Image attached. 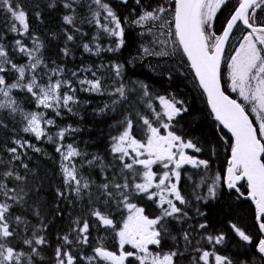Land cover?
Wrapping results in <instances>:
<instances>
[{"label":"snow or ice","instance_id":"1","mask_svg":"<svg viewBox=\"0 0 264 264\" xmlns=\"http://www.w3.org/2000/svg\"><path fill=\"white\" fill-rule=\"evenodd\" d=\"M129 0H122L127 5ZM158 3L155 7L151 4L145 5L142 0H135V4L140 6L141 11L131 19L130 23L145 29L141 35H150L153 39L149 44L141 45V52L145 56L169 57L177 55L181 52L187 57L191 68L195 71L196 77L199 79L201 87L207 93L208 102L211 105L215 119L228 129L234 137V143L231 146V160L227 169V186L235 189L238 182L247 181L251 198L255 201L258 213V219L264 217V143L258 139L257 128L253 126V121L249 119V112L246 111L250 107V112L255 114L256 122L259 124L258 133L260 137H264V47H258L257 44L264 46V22L257 24V11L264 12V0H240L239 6L236 8L234 15L227 21L223 30V35L216 36L210 33L208 29L215 17L216 12L228 0H174V11L170 16L168 3ZM62 6L67 10L63 16V22L67 25L75 27V21L78 15L77 9H83L87 15L83 17L82 22L94 25L98 29V34L93 37L94 41L100 39L99 32L105 33L113 38L112 45L104 48L98 42L95 44V50L89 44L85 43L83 48L86 52L93 55H99L101 51L118 52L125 46V23L128 20L121 21L112 7L105 0H49L47 7L57 8ZM0 9L4 10L10 18L8 31L17 36L28 37L33 39V48H28L21 39H16L14 44L20 53L28 56L29 61L25 65H18L10 56L8 48L2 42L3 37L0 36V129H8L7 121L15 122L17 116L23 120L22 131L30 133L37 140L46 138L49 142L63 141L65 135L69 132H76L79 129L68 126L58 130L55 138L49 134L43 125L54 126L53 119H45L44 113L25 112L18 100L13 96V90H23L31 94L36 100L37 107L49 109L57 116L61 115V109L69 113L73 112L72 105L79 104L80 100L74 95L76 89L72 87L71 81L56 79L52 80L54 75H62L63 69L60 67L49 69L51 75L48 76V82L42 83V77L37 75V70L46 68L47 65L43 59L37 54L43 48V43L38 38L30 35V25L28 22V13L18 3L13 0H0ZM135 13V9H133ZM36 17H40V13H36ZM237 22L251 29V31L242 37L243 42L240 44L236 55L231 57V63L228 65L230 69L231 89L237 92L243 103L237 102L236 99H230L221 91L220 87V64L224 44L228 40L232 30L237 26ZM151 25V26H149ZM174 28V30H173ZM159 29V31H154ZM79 31V29H76ZM164 37H167L165 39ZM74 36L67 34V40L72 41ZM65 56L69 54L67 48L62 49ZM100 67H104L101 65ZM116 80L121 81L119 84L106 85L102 78L98 77L95 71L88 68L87 71L92 72L93 79H81V85H87L83 91L95 93L98 95H107L112 99L105 103L99 109L100 114L108 111H116L117 108L127 102L129 107L135 111V115L142 120L146 126L148 136L146 143H142L133 135L134 120L131 113L124 115L123 120L119 123L123 126V130L118 136L113 137L112 152L119 154L121 169L119 173H115L111 179L105 177V182L98 185V193L96 200L104 197L102 203L105 205L115 201L117 206L123 204L128 210L129 215L116 234L119 237L121 249L126 244L137 250V253L121 251L117 256L113 252L107 251L102 247L94 249L95 257L109 261L110 264H124L129 256H135L140 264H177L176 257L180 255L178 251H170L163 255L153 254L149 251V245L159 247L161 245L164 234L167 232L162 221L166 217L177 218L179 215H186L183 210L173 202L161 195L160 207L162 213L158 218L149 219L143 215L144 209L139 208L134 203H130L133 194L147 193L148 198L152 199L155 195L150 192L153 186L154 174L151 166L157 161L173 162L178 169L182 163H191L194 166L204 165L207 167V161H196L188 157L181 150L183 148H191L200 151L191 141L183 142L180 136L168 132L167 136L160 135V127H154L153 122L147 118L136 107V101L144 104L148 109L153 111L156 120H160L162 116H166L170 121L174 117L187 111L183 107L184 102L172 96L155 97L149 92L148 85L143 82L133 81L131 85L124 84L122 75V65H111ZM10 73L15 74V82L9 83L6 76ZM77 73L73 72V76ZM169 78H171L169 76ZM62 87H67L68 92H62ZM139 92L136 100H130V93ZM158 99L163 108L162 112H157L153 108L152 101ZM177 105H180L178 107ZM161 127L167 129L169 125L162 123ZM14 131V129H11ZM13 147H7L5 150L9 153L8 161L0 158V264H37V261H44L42 249L48 245L47 237L42 234L46 232L47 226L41 217L38 207L33 208V215L39 219L38 225H31V235H25L22 243L29 251L25 252L13 246L12 240L20 238V233L29 231L30 221L22 215H14L13 209L17 206L23 208L26 204L28 191L26 183L28 175H21L16 170L15 161H21V166L35 176V170L29 169L26 163H23L22 156L24 153L20 149L25 147L32 148L35 152H40L28 141L12 138ZM179 144L177 151L180 159H175L176 153L172 151ZM63 145L58 144L56 151L61 153L64 161H69L73 157L81 156V152L72 145H67V151H62ZM129 149L135 152L134 157L129 156ZM145 159H139L145 156ZM125 157L131 159V163L125 162ZM95 159H100L99 157ZM89 164H93L94 160H89ZM135 165H142L145 171L140 173L136 170ZM165 168L168 163H164ZM64 183L67 186V195L75 199L83 200L87 195L89 203H93L92 192L90 191L92 184L82 175L78 174L75 164L60 165ZM125 173H131L133 183H129V177ZM172 175L179 180V172H173ZM140 176L143 183H136L135 178ZM219 179V177H217ZM169 173H164L159 184L155 185L160 188L165 185V181H169ZM11 181L17 183L10 185ZM35 190H39L34 185ZM171 196H174L180 204H187L185 198L181 195L177 188V184L169 183L164 188ZM210 195L215 194V187L209 188ZM58 196L65 197V192H57ZM167 204L165 208L164 205ZM90 215L99 221L100 226L115 229L113 219L110 214L93 207ZM159 226V227H158ZM200 228H206L207 225L201 223ZM239 237L250 242V237L241 231L236 225H232ZM90 224L87 220L81 222L79 218L73 221L71 231L63 236L58 237L63 244L55 249L56 264H76V258L64 249V245H72L73 243L86 244L88 242ZM260 229L264 231V223L260 224ZM72 232L76 236H72ZM184 240L188 241V234H184ZM175 239V237H173ZM209 243L221 244L224 240L223 235L207 236ZM199 250V249H198ZM258 252L264 257V240H261L258 246ZM142 254V255H140ZM212 255L204 251L201 260L204 264H208V258ZM215 264H233L227 256L215 255ZM88 264H92L93 257H84Z\"/></svg>","mask_w":264,"mask_h":264},{"label":"trees","instance_id":"2","mask_svg":"<svg viewBox=\"0 0 264 264\" xmlns=\"http://www.w3.org/2000/svg\"><path fill=\"white\" fill-rule=\"evenodd\" d=\"M13 2L18 3L27 11L31 37L38 38L43 43V48L37 53L47 65L46 68L37 70V75L42 77L41 82H48V76L51 75L49 69L60 67L63 69V74L52 76V80L66 79L71 81L72 87L76 89L74 95L80 100L79 104L72 105L75 114L61 109V115L57 116L55 112L49 109L37 107L34 97L26 91L13 90V96L25 112L44 113L45 119L55 121L54 126L42 124V127H45L54 138L58 130L68 126L79 129L76 132L67 133L63 141H56L55 143L49 142L46 138L37 140L32 134L24 133L21 130L24 122L19 116L15 122L7 121L8 129H0V158L4 161H8L10 158L5 149L15 146L12 144L14 137L28 141L41 150L35 152L29 147L19 150L24 153L22 156L23 163H26L29 169L35 170V176L21 166V161H15L16 170L21 175H28L25 187L26 190L31 189V191H28L27 202L24 207H15L13 213L26 217L31 224L27 233L21 231L20 238L12 240L13 246L25 252L29 251L23 245L22 238L25 235H31V225L39 224V219L33 215V208L38 207L41 213L40 218L47 226L46 232L42 234L47 237L48 245L42 249L44 261H37V264H56L55 249L63 244L58 237L71 231L73 221L76 218H79L81 222L87 220L90 224L88 243H73L63 246L76 258V264H88L84 257H93L92 264H110L109 261L95 257L94 249L97 247L117 254L118 237H116V232L127 219L125 207L123 204L117 206L115 201L105 205L102 203L104 197H100V200L97 201L96 195L99 191L97 186L105 182L106 176L111 179L115 173H119L122 167L119 154L112 152V145L114 143L113 137L118 136L123 130L119 121L123 120L124 115L132 114L134 120L133 135L137 140L146 143L148 132L142 120L136 117L135 111L129 107L127 102L120 105L114 112L108 111L105 114H100L99 109L105 103L110 102L112 98L107 95L101 96L83 91L82 89L86 86L81 85L79 80L93 79L92 72L87 71L88 68H91L98 77L102 78L104 84L110 86L119 84L121 81L116 80L111 65L120 64L122 65V82L124 84L131 85L133 81L143 82L148 85L149 92L155 97L165 96L169 98L174 96L184 102L183 107H186L187 111L170 121L166 116L156 120L153 111L139 103L138 100L136 107L153 122L154 127H160V135L165 136L167 130V132L171 131L180 136L183 142L191 141L200 151L193 149L194 151L189 152V154L196 157L198 161H207V167L199 165L194 168L185 165L176 169L180 176L179 180L175 179L173 183L177 184L181 195L184 198L191 196L193 199L198 198L202 201L200 203L197 201L196 206L195 201L188 199L184 206L172 196L173 202L186 215L178 216L180 225H178V219L166 217L162 223L167 232L164 234L161 245L150 247L149 251L160 255L170 251H178L181 254L175 258L177 264H204V261L200 259L204 251L212 254L208 258V264L213 253L227 256L233 261V264H263L256 254V247L262 239L256 223V211L248 201L239 197L246 195V184L243 182L237 186L239 192L236 190L228 191L223 184V175L228 165L232 146L231 139L209 113L206 101L198 90L181 53L169 57L142 54L141 45L149 44L153 37L141 35L145 29L130 23L131 19L141 11L140 6L135 4V0H129L127 5L120 0H105L122 22L128 20L129 23L123 25L125 27V46L118 52L101 51L99 55L86 52L83 45L87 43L95 50V44L98 42L107 48L112 45L113 38L99 32L100 39L94 41L93 37L98 34V29L94 25L82 22L83 17L87 15L83 9H77L78 15L75 27H73L63 22V16L67 10L62 6L47 7L49 0H13ZM162 2H166V0H142L143 4H151L153 7ZM239 2L240 0H228L227 4L216 12L208 31L220 36ZM174 6V0H171L168 3L170 11L166 15L170 16L171 12L174 11ZM133 9H135V13ZM37 12L40 13L39 18L36 17ZM9 24L8 14L0 9L2 42L8 48L13 61L18 65H25L29 58L18 50H14L16 48L14 41L21 39L28 48H33V39L10 33L8 31ZM67 34H72L74 39L68 41ZM64 48L69 51L67 56L62 51ZM101 65L104 67H100ZM73 72L77 75L73 76ZM6 79L9 83L15 82V74H8ZM220 84L225 94L240 102L228 90L223 64L220 69ZM61 91L68 92L69 89L62 87ZM138 95L139 92L130 93L129 98L136 100ZM152 103L157 112L163 111L158 99H154ZM177 106L180 107V105ZM162 123H167L169 127L165 130L160 126ZM58 144H62L63 148L70 144L81 152V156L72 158L70 165L75 164L78 174L91 182L90 191L92 192L93 203H89L87 195L84 196L83 200L67 195V186L64 183L60 168L62 160L60 153L56 151ZM97 157L100 159H95ZM89 160H94V163L89 164ZM125 162L131 163L132 161L125 157ZM6 166H0V171ZM142 167V165H135L136 170L140 173L144 172ZM125 175L129 177V183H133L131 173H125ZM199 180V183L195 182ZM135 182L142 183L143 179L137 176ZM15 183L17 182L11 181L10 185ZM34 185L39 188L38 191L34 189ZM212 187H215L214 195L209 193V188ZM58 190L65 192V197L58 196ZM130 203L143 208V214L149 219H155L161 215L160 208L156 205V199H149L146 193L133 194ZM93 207L110 214L115 229L100 226L99 221L90 215ZM262 222L264 223V219ZM201 223L206 224L207 227L198 228ZM232 225H236L241 231H244L250 237V242L244 240L243 242ZM185 233L188 234V241L183 238ZM218 235L224 236L221 244L208 242L207 236L215 237ZM72 236L75 237L76 233L72 232ZM124 249L129 252L131 247L128 244ZM126 264H136V262L132 258H128Z\"/></svg>","mask_w":264,"mask_h":264},{"label":"rangeland","instance_id":"3","mask_svg":"<svg viewBox=\"0 0 264 264\" xmlns=\"http://www.w3.org/2000/svg\"><path fill=\"white\" fill-rule=\"evenodd\" d=\"M120 1H122V0H120ZM154 31H159V29H156V30H154ZM248 34V33H247ZM246 34V35H247ZM244 36V34L239 38H234L232 41H231V44H230V46H229V49L227 50V52L225 53V58H224V61H223V65H224V77H225V80H226V84H227V87H228V90L232 93V94H234L235 95V97L236 98H238L242 103H243V101L241 100V98L239 97V95H238V93L237 92H233L232 91V89H231V81H230V69H229V67H228V65L231 63V57H233V56H235L236 55V51L239 49V46H240V44L243 42V40H242V37ZM165 39H167V37H164ZM259 44H257V46H258ZM86 87H87V85H85ZM248 110V112H249V114L251 115V117H252V120L254 121V123L256 124V126H257V128L259 129V124L256 122V116H255V114H252L251 112H250V107L247 109ZM165 129V128H164ZM166 130V129H165ZM167 134H168V132H167V130H166V134H165V136H167ZM259 134V133H258ZM260 137V136H259ZM261 139H264V137H260ZM177 148H179V145L178 146H176L175 148H173L172 149V151L174 152V153H176V157H175V159L177 160V161H179V159H180V156H179V152L177 151ZM183 152H184V154L186 155V156H188V157H191L192 159H193V157L189 154V152L190 151H192V149L191 148H183V149H181ZM62 151H67V147H65V148H62ZM136 154H135V152H133L131 149H129V156L130 157H134ZM60 156H61V153H60ZM126 158H129V157H126ZM145 158H147L146 157V155L145 156H141V157H139V159H145ZM61 160H62V162L61 163H65V164H69L70 165V163H71V160H72V158L69 160V161H64L63 160V158H62V156H61ZM164 163H168V167L167 168H165L163 165H164ZM184 164H190V165H192L191 163H182L181 164V166H183ZM143 168V167H142ZM156 168V169H155ZM175 169V170H174ZM143 171H145V169L143 168ZM151 171H152V173L154 174V179H153V186L150 188V192H152V193H154L155 195L153 196V198L152 199H156V205L160 208V211H161V213H162V209H161V207H160V203H161V200H160V197H161V195H163L164 197H166L167 199H172V196L169 194V192L168 191H165L164 190V188L166 187V185H168L169 183H173L174 181H175V179H176V177L174 176V175H172V173L173 172H177L176 171V165H175V163H173V162H168V161H157L156 163H154L152 166H151ZM169 173V177H170V180L169 181H165V185H162L160 188H157L155 185H157V184H159V181H160V179L161 178H163V176H164V173ZM174 179V180H173ZM144 182V181H143ZM142 182V183H143ZM196 183H199L200 182V180L199 181H195ZM147 194V193H146ZM173 198H174V196H173ZM188 199H190V200H193V201H195L196 202V206H197V201L200 203L201 201L198 199V198H192L191 196H188V197H186L185 198V200L186 201H188ZM184 206H185V204H183ZM164 207L166 208L167 207V204H165L164 205ZM125 211H126V218L128 217V215H129V212H128V210L125 208ZM195 217H197L196 215H195ZM174 219H178L177 221H179L178 222V225H180V219H179V217H177V218H174ZM123 226H121L120 228H122ZM198 228H200V227H198ZM116 237H118L117 236V234H116ZM118 239V242H117V244H118V249H119V254H115V255H117V256H119L120 255V253H121V251H124V252H126L125 251V247H127L128 246V244H126L125 246H124V248L123 249H121V247H120V243H119V237L117 238ZM88 243V242H87ZM103 260V259H102ZM87 261V260H86Z\"/></svg>","mask_w":264,"mask_h":264},{"label":"water","instance_id":"4","mask_svg":"<svg viewBox=\"0 0 264 264\" xmlns=\"http://www.w3.org/2000/svg\"><path fill=\"white\" fill-rule=\"evenodd\" d=\"M238 6H239V4H238ZM238 6H237V7H238ZM174 7H175V6H174ZM237 7H236V8H237ZM236 8H235V10H236ZM235 10H234L233 13L231 14V16L234 15ZM231 16H230V18H231ZM230 18H229V19H230ZM229 19H228V20H229ZM238 23H240L241 26H242L246 31H248V32L251 31V29L246 28V27L243 25L242 22H237V24H238ZM226 24H227V23H226ZM226 24H225L224 28L226 27ZM224 28H223V30H224ZM173 30H174V28H173ZM223 30L221 31L220 35H223ZM232 31H233V30H232ZM231 34H232V33H231ZM231 34H230L228 40L226 41V43L224 44V49H223L222 58H221V64H222V60H223V57H224V54H225V50H226L227 44H228V42H229V40H230ZM181 55H182V57L184 58V60H185V62H186V64H187V66H188V69H189V71H190V73H191V75H192V77H193V79H194V81H195V83H196V85H197L198 90L200 91V93L202 94V96L204 97V99H205V101H206V106H207V108H208L209 113L211 114V116L213 117V119L219 124V126L221 127V129L223 130V132H225L226 135L231 139L232 144H233V143H234V137L232 136L231 132L228 131V129L224 128L223 125L220 124V122L217 121V120L215 119V114L212 112L211 105H210L209 102H208V96H207V93H205V92H204V89L201 87V85H200V83H199V79H198V77H196L195 71L191 68V66H190V62L187 60V57H186L185 55H183L182 50H181ZM221 64H220V68H221ZM220 87H221V84H220ZM221 91H223L222 87H221ZM223 92H224V91H223ZM224 94H225V93H224ZM225 95H227V94H225ZM227 96H228V95H227ZM229 98H230V97H229ZM230 99H232V98H230ZM249 119H250V118H249ZM257 135H258V134H257ZM230 160H231V150H230V158H229V161H230ZM229 161H228V166H229ZM228 166L226 167V169H225V171H224V175H223V184H224V186H225V188H226L227 190H229V191H233V190H235V189H230V188L227 186V169H228ZM242 182H245L246 185H247V181H246V180H242V181L238 182V184H240V183H242ZM238 184H237V185H238ZM247 191H248L247 195L242 196V199H243V200H246V201H248V202H250L251 205L254 207L255 211L257 212L256 203H255V201H254V200L251 198V196H250L249 189H248V185H247ZM257 217H258V213H257ZM261 219H264V217H260L259 219L257 218V220H261ZM259 229H260V225H259ZM260 232H261V234H262V239H261V240H264V231H262V230L260 229ZM259 243H260V242H259ZM258 246H259V245H258ZM258 246L256 247V253H257V255L263 260V264H264V257H262L261 254L258 252Z\"/></svg>","mask_w":264,"mask_h":264},{"label":"flooded vegetation","instance_id":"5","mask_svg":"<svg viewBox=\"0 0 264 264\" xmlns=\"http://www.w3.org/2000/svg\"><path fill=\"white\" fill-rule=\"evenodd\" d=\"M261 22H264V12H262V11H258V13H257V24L259 25ZM247 33H249V32H247L244 28H242L241 27V24L240 23H238L237 24V26L234 28V30H233V32H232V38H231V40H233L234 38H240L243 34L244 35H246ZM258 47H264V46H261V45H258ZM257 130H258V128H257ZM194 150L192 149V151H190V152H193ZM195 160V159H194ZM261 235V237H262V234H260ZM242 240V239H241ZM243 241V240H242ZM244 242V241H243ZM155 245H149V248L150 247H154ZM130 247H131V249H130V251L129 252H133V253H137V250L136 249H134V248H132V246L130 245ZM118 251H119V249H118ZM137 254H139V253H137ZM257 254V253H256ZM140 255H142V254H140ZM215 255H218V254H215V253H213V257L211 258L210 257V261H209V264H215ZM259 257V256H258ZM128 258H132L135 262H136V264H140V261L139 260H137L136 258H135V256H129ZM127 258V259H128ZM260 258V257H259ZM127 259L124 261V264H126V261H127ZM261 259V258H260ZM262 260V259H261ZM262 262H263V260H262Z\"/></svg>","mask_w":264,"mask_h":264}]
</instances>
